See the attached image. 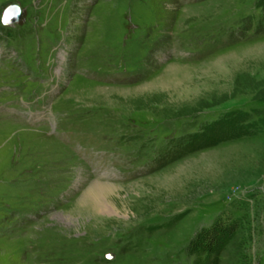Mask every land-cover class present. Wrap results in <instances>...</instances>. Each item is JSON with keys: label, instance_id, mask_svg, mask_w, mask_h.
<instances>
[{"label": "rangeland", "instance_id": "rangeland-1", "mask_svg": "<svg viewBox=\"0 0 264 264\" xmlns=\"http://www.w3.org/2000/svg\"><path fill=\"white\" fill-rule=\"evenodd\" d=\"M14 2L22 16L5 25ZM261 2L0 0V41L31 70L0 61L1 104L31 98L23 81L33 93L56 82L54 125L0 117V264H194L224 224L218 264H264V130L159 167L166 139L264 107V34L221 38ZM179 37L187 55L212 48L185 61L170 52ZM97 154L126 177L152 171L93 178ZM96 180L115 185L100 210L79 202Z\"/></svg>", "mask_w": 264, "mask_h": 264}, {"label": "trees", "instance_id": "trees-1", "mask_svg": "<svg viewBox=\"0 0 264 264\" xmlns=\"http://www.w3.org/2000/svg\"><path fill=\"white\" fill-rule=\"evenodd\" d=\"M261 5L264 7V0ZM260 33V32H259ZM262 33V31H261ZM255 101L263 103L264 94H258ZM256 115L257 117H254ZM264 130V107L246 110L238 108L222 114L220 117L202 123L195 132L182 136L177 140L178 150L160 163L163 166L169 161H174L185 154L197 152L218 145L221 142L243 136H251ZM231 225H217L213 233L219 234L217 245L212 253L206 249L197 254L194 264H218L219 255L232 239Z\"/></svg>", "mask_w": 264, "mask_h": 264}, {"label": "bare ground", "instance_id": "bare-ground-1", "mask_svg": "<svg viewBox=\"0 0 264 264\" xmlns=\"http://www.w3.org/2000/svg\"><path fill=\"white\" fill-rule=\"evenodd\" d=\"M114 188L115 185H111V183L93 181L87 190L84 191L79 202L83 207L91 205L100 210L105 205L104 197L110 195Z\"/></svg>", "mask_w": 264, "mask_h": 264}, {"label": "water", "instance_id": "water-1", "mask_svg": "<svg viewBox=\"0 0 264 264\" xmlns=\"http://www.w3.org/2000/svg\"><path fill=\"white\" fill-rule=\"evenodd\" d=\"M4 13L5 15L3 19L5 18L8 19L9 17H11L12 20L10 22H14L20 19V17L22 16L23 10L18 2H14L7 7Z\"/></svg>", "mask_w": 264, "mask_h": 264}, {"label": "clouds", "instance_id": "clouds-1", "mask_svg": "<svg viewBox=\"0 0 264 264\" xmlns=\"http://www.w3.org/2000/svg\"><path fill=\"white\" fill-rule=\"evenodd\" d=\"M18 11H19V9H18ZM5 25H7L8 23H9V20L7 19V18H5L3 21H2ZM105 258L106 259H111L112 257H111V253H106L105 254Z\"/></svg>", "mask_w": 264, "mask_h": 264}]
</instances>
